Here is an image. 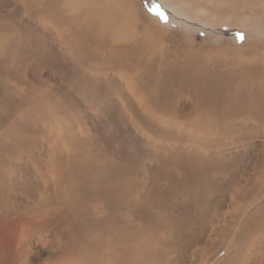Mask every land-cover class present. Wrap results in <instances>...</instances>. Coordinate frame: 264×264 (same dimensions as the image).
Segmentation results:
<instances>
[{"label": "rangeland", "instance_id": "obj_1", "mask_svg": "<svg viewBox=\"0 0 264 264\" xmlns=\"http://www.w3.org/2000/svg\"><path fill=\"white\" fill-rule=\"evenodd\" d=\"M0 2V32L9 33L14 41L19 26L23 24L24 29L35 28L36 23H40L42 32L37 33V37L45 40L50 53L59 56L58 52H61L65 56L64 60L84 77L82 92L86 97L87 107L101 108L92 120V125H89L86 118L78 127H74L64 120L63 115L57 114L45 126V139L38 135L33 144L23 135L19 139L20 156L14 165L21 162L22 166L7 165L0 172V183L4 187V195L0 201V218L5 222L8 239L4 246L9 250V254H4L0 259V264H83L86 262V246L97 243L95 238L100 230L108 234L104 240L108 245L109 232L103 216L105 209L107 217L111 215V176L120 179L119 174L114 171L116 162L121 157L118 146L129 147V143L138 140L139 136L143 141L138 143H144L149 149L166 150V162L173 161L169 148L190 151V163L195 162L199 154H204L206 162L210 159L209 162H213V158L224 154L228 155L233 159L232 163L226 167L217 166L218 171H224L225 178L219 180L211 173L215 176L211 188L219 196L223 195L224 188L227 194L230 191L224 184L226 180L239 188L242 181L245 184L249 181L248 184H251L256 176L264 177V119L252 109V106L262 101L264 103L261 95L264 88L261 89L262 81L259 77L261 69L238 71L230 66V60L234 56L241 55L247 61L249 55L258 56L264 52V0H226V3L222 0H136L142 13L139 22L141 33L147 27L161 33L166 46L169 43L174 49L186 46L192 50L194 56H208L211 64L203 62L202 67L193 69L205 70L208 67L209 74L220 81L209 90L207 83L213 82L211 77H206L200 85L207 91V103L212 102L218 108L211 116L215 122L209 127H200L199 115H194V102L190 99H184L177 106L174 121L160 117L157 122L161 121L163 125L151 126L149 118L155 115V110L149 109L143 96L136 94L138 89L144 87V78L134 65L121 63L104 48H91L83 52L69 50L68 47L76 41L72 36H65L60 32L64 29L68 33L69 24L61 25L55 18L45 21L39 16V12L45 7L39 5L38 0ZM5 4H13L18 16L9 12ZM174 7L181 10V18L188 20L187 23L177 25L178 22L173 18ZM150 17H157L158 22L155 23ZM239 34L243 35V39L239 38ZM26 37L28 36L24 35L23 39ZM52 41L58 43L55 51L50 47ZM186 56L184 53L165 60H182ZM3 61H6L8 74L7 81H3L0 69V91L6 84L20 90L23 85H34L40 91L41 74L27 66L16 72V61L9 59L7 55L0 56V64ZM212 62L216 64L213 65ZM118 69L125 72L121 73ZM199 73L200 71H195V74ZM222 93L224 95L219 96ZM231 102L243 103L242 110L235 111L236 106ZM69 103H72V97ZM227 110L229 112L225 113ZM204 115V120L209 121L206 111ZM35 122L38 126H43L36 116ZM61 123L64 127L58 132L57 128L62 126ZM12 131V126L4 122L0 115V140L3 139L4 144L15 141ZM176 131L179 137L162 140L164 133ZM64 157L75 164L88 163L81 172H87L92 167L94 171L98 169V187L104 193L94 195L88 191V181L92 177L87 173L85 174L89 178L81 180L77 187L75 183H68L60 189L53 188L51 184L56 165ZM122 164L124 163L118 165ZM31 166L42 171V179L38 185L32 182ZM127 171L132 178L148 174L145 171ZM14 172L20 173L16 182L11 180ZM151 173H155L154 168H151ZM166 173L168 178H173L175 172ZM159 174L163 175L164 171ZM184 186L186 187L178 182L169 185L165 181L158 183L153 190L157 197H162L163 192L172 188L176 202L179 203L191 193V187L186 184ZM239 194L243 199L237 198L236 203L248 207L239 220L232 207L228 211H221L217 204L210 206L221 216L232 217L234 214L240 226L250 225L247 222L249 220L255 223L259 214L251 217L249 214L264 208V179L251 185L248 193ZM157 213L162 220L172 223L171 227H178L180 220L175 221L172 212ZM193 213L198 216V212ZM202 214L208 229L202 242L195 241L199 226L196 225L190 230L178 228L182 236L174 247V259L168 264H250L249 257L260 253L258 260L264 262V215L256 232L245 242L247 256L242 258L240 246L234 243L238 226L228 236L216 238L209 231L207 212ZM142 241L145 247L150 248L151 255L162 248L159 238L150 237ZM103 247L105 246L102 243L101 251ZM203 248L206 249L204 253L201 252Z\"/></svg>", "mask_w": 264, "mask_h": 264}, {"label": "bare ground", "instance_id": "obj_2", "mask_svg": "<svg viewBox=\"0 0 264 264\" xmlns=\"http://www.w3.org/2000/svg\"><path fill=\"white\" fill-rule=\"evenodd\" d=\"M38 1L39 5L45 7L39 12V16H42L45 21L55 18L61 25L69 24L68 33L64 29L60 31L65 36H72L76 41L71 47H68L69 50L76 49L83 52L91 48H104L121 63L132 64L138 69L144 78V87L138 89L136 94L143 96L149 109L155 110V115L149 118V122L152 123L151 126L163 125L161 121L157 122L160 117L174 121L177 115L174 111L184 99H190L194 102V115H199L200 127H209L215 122L211 116L218 108L212 102L207 103L205 100L207 91L200 85L206 77H211L213 81L207 83L208 90L218 85L220 81L209 74L208 67H205V70L193 69L202 67L203 62L209 63L208 56H194L192 50L186 46H179L178 49H174L171 43L166 46L165 38L161 36V33L147 27L141 33L139 22L142 13L137 7L136 0ZM225 1L222 0L223 3H226ZM4 6L9 12L18 16L13 4H5ZM1 7L2 3L0 2ZM174 11L175 17L173 18L178 22L177 25L182 22L187 23L188 20L181 18L183 16L181 10L174 7ZM150 13L155 14L154 12ZM150 18L155 23L158 22L157 17ZM36 25L35 28L27 27L25 29L23 24L19 26L14 41L9 33L0 32V56L7 55L9 59L15 60L16 72L27 66L41 74L39 92L34 85H23L21 91L7 84L0 91V115L4 122L12 126V134L15 136V141L11 144H4L5 141L0 140V172L7 165L22 166L21 162L14 165L20 156L19 139L22 135L31 144L37 141L38 135L45 139V126H48L50 120L57 114L63 115L64 120L74 127H78L80 122L86 118L89 120V125H92V120L101 109L99 106L87 107L88 103L82 92L85 83L84 77L64 60L65 56L61 52H58L59 56L50 53L45 40L37 37V33L42 32L41 24L36 23ZM46 25L49 26L48 23ZM192 26L194 27V25ZM24 35L28 37L23 39ZM57 46L58 43L55 41L50 43L53 51L57 49ZM184 53L187 56L182 60H165V58H174ZM212 64L215 65L216 63L212 62ZM230 66L238 71L260 68L261 89L264 88V52L258 56L249 55L247 61L241 55L234 56L230 60ZM0 69L2 80L7 81L6 61L0 64ZM196 70L200 73L195 74ZM118 71L125 72L123 69H118ZM42 76L45 77V80ZM221 95L223 96L224 93L219 96ZM261 95L264 97V91L261 92ZM70 97H72L71 104L69 103ZM234 105L236 106L235 111L242 110L243 103ZM252 109L256 115L264 119L263 101L252 106ZM205 111L210 117L209 121L203 118ZM228 112L227 110L225 113ZM147 115L149 114L147 113ZM35 116L43 126L36 124ZM61 125L57 128L58 132L64 127L63 123ZM174 136L179 137L178 131L164 133L161 138L166 140ZM66 137L69 138L67 135ZM138 141L142 142L143 138L139 136L138 140L129 143V147L121 148V145L118 146L121 157L118 158L119 162H116L117 167L114 171L119 174L120 179L117 180L111 176V215L107 217V210L105 209L103 216L109 232V244L104 243L108 234L100 230L98 237L95 238L97 243H90L89 246H86L84 251L86 262L83 264H168L173 261L174 247L182 236L178 228L190 230L196 225L199 226L195 241L197 243L202 242L204 234L208 230L203 222L202 212L204 211L207 212L209 231L216 238L228 236L232 229L238 226L234 243L240 246L242 258L246 257L245 242L256 232L257 225L264 215V208L256 213L250 212L249 217L254 214L260 215L256 217L255 223L249 220L247 222L250 225L240 226L237 224L233 213L232 217L230 215L228 217L221 216L210 205L217 204L221 211H228L232 207L237 214L236 218L239 220L248 209L247 206L236 203L237 198L243 199L239 193H248L249 187L261 182L264 177L262 175L256 176L251 184H248L249 181L246 184L242 181L238 185L239 188L226 180L224 184L230 191L227 194L224 188L222 190L223 195L219 196L213 192L211 185L215 181L214 175L219 180L225 178L224 171H218L217 166L226 167L231 164L233 159L228 155L224 154L219 158H213V162H209L211 159L206 162L204 154H199L196 161L190 163L192 155L190 151L169 148L170 157L173 161L166 162L164 161L167 159L166 150L160 148L151 150L144 143L140 144ZM119 163L124 164L118 165ZM87 164L86 162L75 164L69 158H62L56 165L51 186L60 189L64 184L75 183L77 187L81 184V180L90 176L92 178L88 181L90 186L88 191L93 192L94 195L100 194L102 191L98 187V169L94 171L92 167L87 172H81ZM125 167L131 171H145L148 174L132 178ZM151 168H154L155 173H151ZM163 171L164 174L160 175L159 173ZM167 171L175 172L173 178L167 177ZM19 177L20 173L14 172L11 178L12 182H16ZM31 178L32 182L38 185L42 179V171L31 166ZM165 181L169 185L178 182L182 187H186L184 184L190 186V195L177 203L173 189L169 188L168 191L163 192L162 197H157L153 187ZM3 195L4 187L0 183V201ZM157 211L172 212L174 220H180L178 227H171L172 223L168 224L162 220ZM193 212H198V216ZM150 237L159 238L162 244L161 250H157L152 255L150 248L145 247L142 243V240ZM6 239H8V233L5 231V222L0 218V259L3 258L4 254H9V250L4 246ZM102 243L105 247L101 251ZM201 252H206V249L203 248ZM260 254L255 257L248 256L249 263L260 264L261 261L258 260ZM262 254L264 255V252Z\"/></svg>", "mask_w": 264, "mask_h": 264}, {"label": "snow or ice", "instance_id": "obj_3", "mask_svg": "<svg viewBox=\"0 0 264 264\" xmlns=\"http://www.w3.org/2000/svg\"><path fill=\"white\" fill-rule=\"evenodd\" d=\"M239 38H240V39H243V35H242V34H239Z\"/></svg>", "mask_w": 264, "mask_h": 264}]
</instances>
